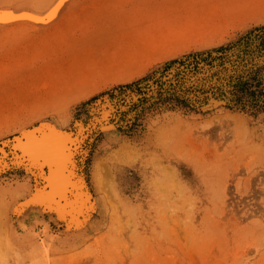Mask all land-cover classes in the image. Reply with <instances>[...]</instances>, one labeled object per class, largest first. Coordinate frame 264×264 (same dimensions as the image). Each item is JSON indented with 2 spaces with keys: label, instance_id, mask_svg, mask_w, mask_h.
I'll list each match as a JSON object with an SVG mask.
<instances>
[{
  "label": "rangeland",
  "instance_id": "rangeland-1",
  "mask_svg": "<svg viewBox=\"0 0 264 264\" xmlns=\"http://www.w3.org/2000/svg\"><path fill=\"white\" fill-rule=\"evenodd\" d=\"M54 2L0 0V12L35 18ZM262 26L264 0H66L48 23L0 25V143L36 125L83 126L89 188L74 224L35 203L18 213L44 181L1 167L0 264H264V71L257 106L210 92L195 109L176 97L191 100V85L227 91L230 71L251 56L235 45L224 67L173 62ZM107 95L121 115L99 122L94 104ZM98 160L114 174L109 199L96 185Z\"/></svg>",
  "mask_w": 264,
  "mask_h": 264
},
{
  "label": "bare ground",
  "instance_id": "bare-ground-1",
  "mask_svg": "<svg viewBox=\"0 0 264 264\" xmlns=\"http://www.w3.org/2000/svg\"><path fill=\"white\" fill-rule=\"evenodd\" d=\"M65 1L55 0L44 15L38 16L39 18L35 17L37 20H32L35 19L36 14L29 10L2 11L0 12V21L2 20L0 25L48 23L55 17ZM134 95H132L133 99ZM126 96L128 95L120 93L116 100L119 101L122 98L126 100ZM109 100V95H107L94 104L92 116L98 118L99 122L110 120L113 116L115 119L121 115V110L114 112L109 110ZM85 131L83 126L54 131L47 126L36 125L23 130L18 136H14L15 138L11 137L0 143V168L12 163L18 167L21 165L24 169L37 170L38 176L44 181L24 202L15 205L18 213L23 206L35 203L41 206V211L46 210V207L53 210L59 218L70 222L67 224H74L79 220L86 206L88 207L89 198V196L86 198L85 193V189L89 190L83 181L85 174H79V170L84 169L82 165L88 152V150L83 151ZM14 149H19L20 152L15 153L8 162L10 157L8 151ZM98 151H104V149H98ZM93 168L96 185L105 193L106 198L114 196L115 182L110 164L98 160ZM82 194L85 200H82Z\"/></svg>",
  "mask_w": 264,
  "mask_h": 264
},
{
  "label": "trees",
  "instance_id": "trees-1",
  "mask_svg": "<svg viewBox=\"0 0 264 264\" xmlns=\"http://www.w3.org/2000/svg\"><path fill=\"white\" fill-rule=\"evenodd\" d=\"M253 36L255 38V42L252 44L249 43V39ZM240 46L239 54L241 56L250 55L251 58L249 64H244L242 69L238 72L234 69L230 71L228 75V89L227 91L221 90L218 86H210L208 88L203 87H193L192 85L185 90L191 91L193 93V98L189 100L187 95H178L176 99L180 101V103L189 105L191 108H199L203 104H207L208 96L207 94L212 92L213 98L216 101H224L226 105L231 104H240L242 106H246L249 104L251 106L258 105V97L255 96L261 88L263 83V71H264V63L259 66L256 58H260L264 55V26L256 29L254 32L247 33L246 35L240 37L239 39L227 44L225 46H221L219 48H213L211 50H206L202 52H197L194 54H189L183 57V59L173 61L178 62L180 66L192 67L193 72H199V66H211L213 60L219 59V67H224V61L226 60V53L229 52L234 46ZM216 53V57L212 58L211 54ZM253 53H256L257 57L255 59L252 58ZM185 58V59H184ZM237 58H241L237 55ZM230 62V60H229ZM236 66V63L232 64ZM166 72V70H164ZM181 75L180 72H176L174 75L175 81L179 84L178 77ZM217 76V74H214ZM165 76V75H164ZM162 77V76H161ZM167 77V76H165ZM165 81V80H164ZM162 80H155L154 83L159 85L160 90L163 89ZM175 82V83H176ZM174 83L170 84L172 86ZM170 89V88H169ZM225 92V93H224ZM195 93V94H194ZM228 93V96L226 94ZM161 93L159 92V95ZM202 95V96H201ZM258 95V94H257ZM157 99H162L161 96H157ZM164 99H167L165 97ZM192 101V102H190Z\"/></svg>",
  "mask_w": 264,
  "mask_h": 264
}]
</instances>
